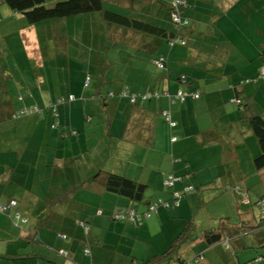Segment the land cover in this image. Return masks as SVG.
Listing matches in <instances>:
<instances>
[{
	"label": "crops",
	"instance_id": "obj_1",
	"mask_svg": "<svg viewBox=\"0 0 264 264\" xmlns=\"http://www.w3.org/2000/svg\"><path fill=\"white\" fill-rule=\"evenodd\" d=\"M106 1H111L121 12H131L133 16L149 22L163 20L160 21V24L170 27V24H165V22L166 19L170 21L171 18L170 4L172 0H154L159 4V10L157 11L159 19L152 17V14H150L156 8L151 3L152 0ZM186 1L193 7L188 14L191 17L190 23L193 33L201 28L213 27L215 28L213 31L215 34L217 27L224 29L221 26H226L233 29L235 34L240 37L238 29L248 27L251 38L254 39L253 44L249 45L248 57L247 55H241L238 51L232 55L233 50L238 46L231 38L222 36L227 45H224L226 47L223 49L225 56L221 59L226 61L231 74L228 85H218L217 83L220 80L219 76H225V71H223L224 62L221 64L220 69H215L208 62L205 67L208 75L201 72L202 76L199 78V82L196 83L198 77L195 78L191 71L186 72L182 69L183 62L186 61L190 66L195 65L194 62L187 60L185 57L182 62L180 61V56L184 55V48L182 47L177 48L180 52L176 51L174 54L169 52L161 55L166 59L167 74L154 83L151 80L149 84L144 85L145 69H134L129 73L126 69H117L111 73L110 70L103 68L105 66L104 53L109 48L112 39L115 44L134 45L148 52L154 45L160 44L162 40L167 42L166 38L142 35L137 32L132 33L130 30L126 32L123 26L105 23L101 17L94 19L91 14L29 24L21 14L14 12L9 5H6L4 0H0V49L2 50H0V204L8 203V200L13 197L19 198L18 210L31 219L29 224L23 225V229H20L13 223L12 212L9 214L0 213V264H89V259L82 254V246L86 243L81 244L82 242L79 240L83 235L77 222L78 219H86V217L92 226L88 241L93 251V264H143L144 261L151 260L158 252H161L159 249H162V245L165 247L169 244L170 234L173 235L175 229L184 230L189 218L181 212L184 211L183 208L186 205L193 212L195 201L198 204L208 203L205 201V197L202 199L193 197L191 201L185 200L186 205L181 203L178 207L173 208L172 205L160 207L157 215L153 214L142 223L133 224L124 220H115L112 217L113 213L121 212L130 205V201L126 197L104 189L103 184H96L95 182L86 184V179L96 168L101 167L110 170L108 163L113 160L110 165L112 170L110 171L145 183L149 185L148 189L151 190L152 187H157V184L152 186V181H160V185L163 182V188L168 189L164 181L170 174L178 176L179 179L174 184V190H176V187L178 191H182L190 185L194 186L193 182H190L191 177L193 172L199 169L196 165L198 160L201 159L197 160L189 155L192 147L190 141L196 138V141L202 143L196 148L204 147L208 149L216 147L215 144L222 141V139H215V137L209 135L201 136L199 132H196L198 129L195 124L208 119L203 115L205 111L202 108L207 107L208 111L214 113V109L209 107V102L214 101L215 98L211 92L214 91L220 96L226 95L227 97H234L236 93L241 92L242 95L253 97L260 105H258L260 110L263 109L264 80L257 82L258 87L252 83L242 85L241 82L244 77L250 78L257 75L260 68L264 66V5L260 6L259 9L251 5L252 9L250 11L252 14L249 15L251 20L247 17L245 22L239 24L237 18L239 10L236 9L234 4L235 0H227L228 7L226 8V4H223L224 12H219L216 16L211 13L212 8L198 4L196 0ZM163 10L167 12V15H162ZM208 16H210L209 19ZM227 18H230L233 22L230 21L226 25L220 26V22L225 21ZM64 23L71 31L74 30L72 34L76 42L88 46L87 50L81 49V54L76 56L81 64L77 65V68L80 69L79 73L74 75H69L67 72L59 75L57 72L53 73L52 68H50V72L43 69V67H51L52 61L56 59V44L63 36L58 35L56 38L54 33L60 31ZM253 23H257V25ZM42 24L47 25L40 31L41 35H37L36 32ZM107 37H109V40H107ZM14 43H21V47L23 43L27 45L25 57L17 56L11 51ZM168 46L170 47L171 44H168ZM95 48L98 49L97 52ZM216 49H219L218 52L221 55V46L216 47ZM216 49H214L215 52ZM187 57H189L188 54ZM148 58L151 59L152 56ZM245 58L249 62L239 64ZM4 59L8 61L7 65L2 62ZM84 66L87 69V74H90L88 69H98L100 74L102 71H106L108 75L113 74L111 81L116 83L112 84L110 89L117 92L126 86L128 87L126 82L121 81L122 77L126 76L127 73L128 75L134 73L136 79L133 77L134 82L132 84H135L137 88L129 87L130 94L139 96L142 93L144 94V90L145 92H152L153 95L159 93V98L152 96V99L148 100L150 104L156 102V110H152L151 106L146 104L147 101H140L148 109V115L144 116L148 117L145 120V127L146 125L149 127L142 143L137 140H139L140 133L139 122L143 116L138 118L135 124L130 127L131 140L140 143L138 144L140 149L137 158L133 155L129 158L130 160H125V158H120L116 152L114 154L107 150L97 152L99 142L97 143L96 137L102 139L103 136L101 135L106 133H104L105 129L101 128V131L90 132L82 121L84 115L87 111L90 112L93 106H95L94 108H102L105 110L104 118L113 119L115 117L116 120L114 121L117 122H115L117 129H114V122L111 120V126L106 130V135L111 137V133H121L122 131L127 134L130 132L128 128L124 129L118 123L120 121V111L123 108L120 106L122 104H126L128 107L131 105L129 100L122 96H114L107 100L98 96L93 97L98 92H105L100 89L105 79H99V75L95 80L96 89L83 88L82 83L87 76L84 72ZM181 73L185 74V81L182 82L179 81ZM203 79H206V84L210 82L208 85L210 89L205 92H203L202 86ZM98 87L100 88L98 89ZM161 87L162 92L158 89ZM196 89L201 90L200 99L188 97L182 101L176 97L179 90L194 91ZM67 94L74 95L75 102H72L71 105H59L58 110L61 118L64 117V121L61 120V127L55 129L51 126L53 116L50 106L57 98ZM28 107L38 108L39 112L22 116L19 119L12 118L14 111ZM78 108H83L85 112ZM165 110L169 112L171 123L174 122L175 125L169 124L166 119L164 120L162 115ZM140 115V113H136L133 119L135 120ZM242 122L239 123L241 127ZM208 129L207 132L209 131V133L214 130L213 128ZM235 132L236 134L238 132L237 126ZM91 137L96 140L91 141ZM154 138L155 143L152 142ZM158 139L160 140L158 141ZM243 139L244 135L241 134L237 144H241ZM91 142L95 144L93 146L96 150L93 160L100 158L101 161L95 160V162H90V165L87 162L85 165L83 164L84 166L81 169H84V173H86L84 179L82 172L78 170L79 162L76 163L75 160L80 152H84L83 156L88 158L91 153V148H88V146ZM30 143H35L40 149L36 153L35 161L29 159L32 153L28 148ZM62 144L64 147H61ZM226 148L227 145L223 142L224 156ZM154 149H157L156 152H161L162 156L158 157ZM68 150H70V153H68ZM152 153L159 160L155 165L157 170L146 166V157L148 159L152 158ZM186 154L188 160H192L191 163L185 162ZM139 158L140 161L133 164ZM202 161H205V159ZM126 162L128 163L126 167L128 170L124 169ZM154 178L155 180H153ZM76 185H84L85 189L76 194L74 192ZM73 192L75 193L73 195L75 202L78 200L81 204L84 203L79 207L80 209L72 207V201H67L58 207L57 203L56 207L54 206L56 199ZM156 194L161 199L168 200L164 191ZM235 195V198H238L237 194ZM145 202H154L152 194H150V197H146L145 193L144 204L141 203V209L146 207ZM198 204H196L197 207ZM97 205L107 206V208ZM235 205H240L237 199ZM99 208L103 209L102 214L97 212ZM173 210L174 213H172ZM240 210L243 211V208H240ZM208 213L203 224L199 220L201 214H198L197 219H194L193 216V220L197 224V232L201 228L209 229L218 226L217 222L212 221L217 220L219 216ZM246 213L248 214L246 215ZM246 213V219L240 217L239 221L237 219L234 221L230 215L221 216L220 219L227 217L234 223L252 220L250 212L246 210ZM242 215L241 213L240 216ZM185 217L188 220L186 219L184 222ZM176 218H180V220ZM58 231L67 233V238H61ZM166 231H168L167 235L165 234ZM34 236L40 237L42 242L35 240ZM238 247L240 246L236 245V249L230 251L225 248L223 242L208 247L203 239L195 238L194 240L185 241L180 246L179 252L182 257L185 256L190 259L198 252L203 251L205 260L206 262L208 260L209 264H252L248 262L252 255L246 254L247 250H240ZM60 250H66L68 256H63L59 252Z\"/></svg>",
	"mask_w": 264,
	"mask_h": 264
},
{
	"label": "trees",
	"instance_id": "obj_2",
	"mask_svg": "<svg viewBox=\"0 0 264 264\" xmlns=\"http://www.w3.org/2000/svg\"><path fill=\"white\" fill-rule=\"evenodd\" d=\"M14 12L21 14L29 24H36L40 23L46 20H52V19H61V18H69L73 16L82 17L85 14H91L94 19H99L100 17L105 21V23L108 24H118L125 28V31L127 30L131 31L132 33H138L142 35H151L156 36L159 38H163L167 40L168 44L174 45L176 43H180L181 45H187V36L193 33V30L191 28V17L188 15L191 10L193 9L192 5L189 4L186 0H172L171 1V18L168 26H163L156 24V21H145L143 19H140L138 17L133 16V13H125L118 10V7H115V5L110 1L106 0H4ZM161 21V20H157ZM74 30L72 29V32ZM111 39V37H110ZM107 40H109V37H107ZM111 44H115V41L112 39ZM133 47H135L133 45ZM82 49V48H81ZM79 56V55H77ZM164 58V56H158L155 58H151L152 63H154L155 60ZM156 67H158L156 65ZM166 67V63L164 68ZM264 66L260 68L257 75L254 77H246L243 79L241 84L245 83H251V82H259L264 80ZM97 71V75H102L103 83L101 84L102 87H98V89H102L105 92H98V94L93 95V97L98 96L102 97L105 100L110 99L114 96H122L124 98H127L129 100V104L133 105L134 110L131 113V126L135 124V121L142 117V120L140 118L139 126H140V133L137 140L141 143L143 142L144 136L146 135V131L149 129L148 125L145 127V120L148 118V109L145 107V105L141 104L140 101H148L152 99V96L154 97H160L159 93H155V95L152 94V92H144L141 95L137 96L135 94L129 93V87H124V89L119 90V92L115 91L114 89H110L112 84L116 83L115 81H111L113 74H107L106 71H102L101 74L98 72V69H94ZM93 70V71H94ZM84 72L87 71L84 70ZM182 75H185L184 73H181L179 75V81H185L182 80ZM110 76V77H109ZM108 79V80H106ZM92 82V75L91 73L87 74V76L84 78L82 86L83 88H90ZM95 89L97 86H94ZM107 89V90H106ZM186 92L185 100L188 97H193L194 99H200L201 98V90L196 89L194 91H184ZM197 94L198 97H195L194 95ZM135 96V98H134ZM141 99V100H140ZM75 96L74 95H62L50 106L53 116V122L52 127L57 129L61 127L62 121H64V117L61 118V114L59 113L58 107L59 105H71L72 102H75ZM231 102L236 103L238 105V110L234 113V117L232 120H236V125L241 123L242 121L247 123V125L250 127L251 134H253L257 140V146L255 149L256 156H253V163H254V169L255 172L258 174V176L262 177L264 174H262L264 171V107L262 110L259 108V104L256 102V100L253 97L242 95L241 92H238L235 94L234 97L231 98ZM259 105V106H258ZM142 106V107H141ZM95 106L91 107L90 112L87 111V113L84 115V119L86 121H93V118L97 115V123L94 125L100 124L99 127H95L94 131H101L102 125H108L107 129L111 126V120L114 122L113 124L116 125V118L113 119H107L104 118V109L100 108H94ZM128 107V106H127ZM126 108L121 109V117L125 118L126 113L128 112ZM89 110V109H88ZM127 111V112H125ZM167 111V110H165ZM164 111V112H165ZM39 109L34 107H28L25 109H20L17 111H14L12 113L13 119H19L22 116H28L31 114L38 113ZM163 112V118L169 124H172V121H169L167 119V116L164 115ZM168 112V111H167ZM140 113V116H137L136 119H133V116L135 114ZM130 116V114H129ZM230 119V117H229ZM116 122V123H115ZM231 122V121H230ZM242 122V123H243ZM174 123V122H173ZM114 125V126H115ZM125 125V124H124ZM173 125V124H172ZM175 125V124H174ZM126 126V125H125ZM128 127V126H127ZM145 127V129H144ZM126 128V127H125ZM130 131L131 128H128ZM209 129H205L204 132H207ZM80 132V131H79ZM196 132H199L198 130ZM130 133V132H129ZM200 133V132H199ZM209 133V131L207 132ZM200 135H206L204 133H200ZM210 137L212 136L211 133H209ZM147 140V139H146ZM246 139H243V142H245ZM242 142V143H243ZM80 145V143L78 142ZM81 147V145H80ZM255 148V146H254ZM81 154V155H80ZM80 154L76 157L75 160L76 163L79 164V168H83V166L87 162V158L84 157V152H80ZM253 154V155H255ZM226 155V153H225ZM86 158V159H84ZM84 164V165H83ZM227 179H230L231 181H228L227 184H224V187L227 191H232L237 196H239V199L241 202L247 205L251 206V209L249 210L251 216L255 217V219L252 220H244L237 223L231 222L230 218H222L218 224L217 227H210L209 229L201 228L199 229V232H197V224L195 221L191 218H189L188 222L186 223V226L184 230L176 237V240L169 246V244L165 247L163 251L158 252L151 260L144 261L143 264H171L172 262L174 264H209L208 260L206 262L205 255L203 251L198 252L195 256H193L190 259L183 258L179 252L180 246L187 241V240H194L197 239H203L205 242V245L208 247L211 245H216L218 243H222L225 245V248L230 251H234L237 246L240 250L245 249L246 254L249 253L252 255L250 260L248 262H251L252 264H264V186L262 187L261 192L254 193L255 198H251V194L253 193L252 188L253 184L250 186L242 185L240 180H237L236 174H222ZM173 177L175 179V182L178 179V176H175L173 174H170L166 180L164 181L165 186L168 188V190L172 191V197L174 200V207H178L180 203H177V200L179 198H183L185 195L192 193L194 191V186L190 185L183 189L182 191L174 190V184L171 186L166 185V181ZM245 179V178H244ZM264 179V177H263ZM220 180V179H219ZM86 184L90 183H99L103 184L104 189H107L108 191L124 196L130 201V205H128L123 211L113 213L112 217L115 220H124L126 222H131L133 224L142 223L145 219L149 218L153 215V213H158L160 207H169L172 204L169 202V200L160 199L157 202H145L146 207L144 209H141V205L144 204V198L145 193L149 187V185L145 183H141L138 181H135L131 179L128 176L117 174L115 172H112L110 170H106L104 168H96L93 173L86 179ZM255 182V184H257ZM76 190L74 191L76 194H79L80 191H82L84 188V185H76ZM173 189V190H172ZM74 190V189H73ZM255 190V189H254ZM256 191V190H255ZM68 193L63 195L62 197L56 199L54 201V206L57 207L61 204H64L67 201H72V207L76 209H80L79 207L82 206L78 200L75 202L74 200V194L75 193ZM142 203V204H141ZM202 207L207 203H201ZM20 205V199L13 197L8 200V203L6 204H0V213L2 214H9L12 212L11 215L13 219V223L15 226H17L20 229H23V225L29 224L31 219L29 216L24 215L19 209ZM241 205V204H240ZM152 206V209H151ZM242 206V205H241ZM200 208V206H198ZM73 209V208H71ZM259 210V214L256 215L255 210ZM133 211V213H131ZM97 212L99 214L103 213V209L99 208L97 209ZM133 214V215H132ZM254 220V222H253ZM78 226L80 227L82 231V237L79 238L81 240V244L85 242L82 246V254L85 258L89 259L90 263L93 264V251L92 247L89 243V234L91 231V223L89 219L86 217L82 219H78ZM195 227V230H192V228ZM191 233V234H190ZM58 234L61 238L66 239L68 234L63 233L62 231H58ZM37 241H41L40 237L34 236L33 237ZM39 239V240H38ZM183 242L182 244H180ZM51 247V246H50ZM244 250V251H245ZM63 256L67 257L68 253L66 250H60L59 251ZM245 254V255H246ZM249 264V263H245Z\"/></svg>",
	"mask_w": 264,
	"mask_h": 264
},
{
	"label": "rangeland",
	"instance_id": "obj_3",
	"mask_svg": "<svg viewBox=\"0 0 264 264\" xmlns=\"http://www.w3.org/2000/svg\"><path fill=\"white\" fill-rule=\"evenodd\" d=\"M196 1L198 2V4H203L204 6L208 8L209 7L212 8L213 11L211 13L215 14V16L219 12L221 13L224 12L223 4H226L225 5L226 8L228 7L227 5L228 3H226L227 0H196ZM151 3L155 5L156 8H154V10L150 12V14H152V17L158 18L157 11L159 10V4H157L154 0H152ZM234 4L236 5V9L239 10V13H238L239 15L237 17L238 22L239 24H242L243 21L245 22V19L249 17V15L252 14V12L250 11V9H252L251 5H254L256 8L259 9L260 6L264 5V0H235ZM6 5L8 4L6 3ZM214 5L215 7H213ZM146 14H149V13H146ZM162 15L163 16L167 15V12L163 10ZM209 17L210 16H208V19ZM230 21L231 19L227 18L225 21L220 22V26L224 24L226 25ZM232 22L233 21H231V23ZM167 23H169L168 19H166L165 24ZM156 24L160 25V22L156 21ZM253 24L257 25V23H253ZM45 25L47 24H42L40 26L39 30H37L36 32L37 35H41L40 31L44 29ZM221 27L224 29H220V27H217L215 34L213 32L215 28L205 27V28L198 29L196 33H192L191 35H186L187 45H181L180 43H176V45H174L173 47L172 46L169 47L167 42L165 40H162L160 44L154 45L152 49L148 52L144 51L140 47H133V45L113 44V43L111 44L110 43L109 48H107L104 53L105 66L103 69L110 70L111 73H113V71L117 69H126L128 73L134 69H145L146 75L144 77V85L149 84L151 80H152V83H154L156 80L162 79L163 76H166L167 70L166 68L156 67V65L152 63L151 61L152 59H149L148 57L152 56V58H155L162 54L165 55L169 52L174 54L176 51L180 52V50H178L177 48L182 47L184 48L183 50L184 55L180 56V61L182 62V59L185 57L187 58V60H190L191 62L195 63V65L190 66L188 65L187 61L185 63L183 62L182 69L185 70L186 72L191 71V73L194 74L195 78L198 77L196 83L199 82L198 80L202 76L201 72H204V73L207 72V70H205V67L208 64V62H210L213 65V67H215V69H220L221 64L224 62L223 71H225V74H224L225 76H219L218 78H220V80L217 83L218 85H222V84L228 85V82H230L231 74L229 73L230 69H229V66L227 67L226 61L221 59L223 58V56H225L223 49H225L226 47L224 45H227V42L224 41L225 39L222 36L231 38L233 41H235V44L238 46V48L233 50L232 55H234L238 51L241 55H247V57L249 56L247 54L249 51V45L253 44L254 39L251 38L252 36L248 30V27L238 29L240 31L239 33L240 37H238L235 34L233 29L228 28L226 26H221ZM58 35L59 36L62 35L63 37H61V40L58 41V44H56V49H55L56 59L52 61L51 67L50 66L43 67L44 71L47 70L50 72V68H52L51 70L54 71L53 73L57 72L59 75L65 74L66 72L69 75H74L76 73H79L80 69L77 68V65L81 63L79 62L76 56L81 54V48L84 50H87L88 46L84 43L76 42L72 34V31L69 29L68 26H66L65 23H64L63 28L60 31H55L54 36L57 38ZM21 40H22V36H21ZM218 46H221V50H220L221 55H219V52H218L219 49H216V47ZM214 49H216V52ZM95 50L96 52L98 51L97 48H95ZM11 51L15 53L17 56L25 57V55L27 54V45L23 43L21 47V43H14L11 47ZM187 54L189 55V57H187ZM2 62L5 65H7L8 63V61L5 59ZM248 62L249 60L245 58L239 64H246ZM84 70H87L85 66H84ZM88 72H90L92 75L91 88L95 89L94 87L95 80L99 76V74L97 75V71L95 70L93 71L90 69H88ZM128 73L126 76L122 77L121 81L123 80L124 82H126L128 87L137 88L135 84H132L134 82L133 77H135L136 79L135 74L132 73L128 75ZM101 77L102 75H100L99 79ZM209 83L206 84V79L202 80L203 92L210 89L208 87ZM211 83L216 84L213 82ZM251 83L256 84V86L258 87L257 82H251ZM158 89H160V92H162L163 90L162 87ZM143 92H145V90ZM136 94H140V93H136ZM211 94L215 98H214V101L209 102V107L211 109H214L213 110L214 113H211L210 111H208L207 107H203L202 110L205 111L203 115L208 117V119H205L204 121L198 124H195L196 125L195 127L198 129L200 133H204L206 135H209V133L204 132V130L208 128H213L214 130L210 132L212 137H215V139L216 138L222 139V141L217 142L215 144L216 147H212L209 149L204 148V147L196 148V146H199L202 144L196 141V138L190 141L191 143L190 145L192 147L189 151L190 152L189 155H191L193 158H196L197 160L201 159L200 161L198 160L197 162L198 164L196 165L199 169L193 172L192 177H191L192 180L190 181V182H193L195 188H194V191H192V193L188 194L187 196H184L183 198H179L177 200V203H180V204L183 203L184 205H186L185 203L186 199L187 201H191V198L193 197L197 199L198 198L202 199L203 197H205V201H207L208 203L205 204L203 207L201 206L202 204H198L197 201H195L196 203H194L195 208L193 212H191L190 208H188L187 205L185 208H183L184 211L181 212V213L186 214L187 218H191V219H193V216H194V219H197L198 214H201V218L199 220H201L202 224L205 222L206 216L209 214L208 212L214 213L216 216H219L217 217V220L215 219L214 221H212V222H217V224H219L221 220L220 219L221 216L223 217V216L230 215L234 221H236V219L237 221H239L240 217H242L241 219H243V217L246 219L245 217L246 210L249 211L251 209L250 205H247L245 203L243 204L241 202V200L239 199V196L238 198H235L236 195L234 194V192L227 191L225 189L226 187H224V184H227V182L231 180L227 179L222 174L229 175L231 173H235L237 180H240L243 186L246 185V183L248 182L246 186L251 187V185L254 183L252 185L253 186L252 188H254L256 191L253 189L252 191L253 193L251 194L252 199L255 198L254 193L261 192L262 187L264 186L263 176L262 177L258 176V174L255 172V169H254L255 167L253 163V156H256V154L255 155L253 154L255 153V149L257 146V140L255 136L250 133L251 132L250 127L247 125L246 122L245 123L243 122V125L241 127L240 124L236 125V120L234 119L232 120V118L234 117V113L236 112V110H238V105L236 103L231 102L232 97L230 96L229 97H227L226 95L220 96V94L214 91L211 92ZM146 104L151 106L152 110L157 109V107H155L156 102H153L152 104H150L149 101H147ZM120 107L126 108L127 105L122 104ZM78 109L85 112L83 108H78ZM127 110L128 112L125 111L127 112L126 113L127 117L125 118L121 117L122 113L120 111L121 113L119 116L120 121L118 122L123 126L124 129L125 127L130 128V125L132 124L131 123V120H132L131 113L134 110L133 105L127 107ZM218 117H219V121H218ZM82 121L86 125V128H89L90 132L94 131L95 127L100 126V124L94 125L95 123H97V115L93 118L92 122L90 120L85 121L84 118L82 119ZM205 123L207 124L209 123V125L207 126V124ZM236 126L238 128L237 134L235 132ZM102 127H103L102 129H105L104 133L106 132L105 134L101 135L103 136L102 139L104 140L100 139L101 137H98V136L96 137L97 140L92 139L91 137V141L96 140L97 143L99 142V145H98L99 150L97 151L98 153L101 151L105 152V150H107V151L112 152L113 154L114 152H116L120 158L122 159L125 158V160L131 158L133 155L134 157L137 158L138 151L140 149V147H138L139 146L138 144L140 143H137V141L131 140L132 138L131 131L130 133H127V134L125 133V131H122L121 132L122 134L121 133H111V137H108L106 135L107 134L106 130H108L107 129L108 125L107 124L102 125ZM114 129H117V125L114 126ZM240 133L244 135V138L246 139V141L241 144H237V141H239V138L241 137ZM159 140L160 139H158V141ZM152 142L155 143V138L152 139ZM223 142L226 143L227 145L225 156L223 155ZM93 145L95 144L91 142L89 143V146H88V148H91V153H92V154L90 153L87 158L88 165H90V162H95V160L101 161L100 158L93 160V156L96 155L95 146ZM61 147H64V145L62 144ZM28 148H30V150L32 151L31 155L29 156V159L30 160L36 159L37 157L36 153L40 149L35 145V143H30ZM136 149L137 151L135 152ZM155 150L157 149H154V151ZM68 153H70V150H68ZM155 153L158 157L162 156L161 152L159 153L155 151ZM152 155L153 156L150 159L146 157V166L147 168L152 167V169L157 170L155 165H157L156 163H158L159 160H158V157L155 156L154 153H152ZM187 156L188 155L186 154V159H184L185 162L191 163L192 160H188ZM204 159L205 161H202ZM139 161H140V158L138 160H135L133 164H136V162H139ZM112 162L113 160L109 161L108 163V167L110 170H112L110 168V165ZM147 162L150 164H148ZM103 163H105V161H103ZM124 165H125L124 169L128 170V168L126 169L128 163L126 162ZM78 170L79 172H82V175L84 178L86 174L84 173V169L78 168ZM153 180H155V178ZM257 181L258 183L255 184V182ZM153 184H157V187H156L157 189L154 187H152V190L147 189L146 197H150V194H152V197L154 198V202H157L161 198L156 193H160L161 191H164L166 193L165 195L168 197V200L172 204V208H173L174 200L172 197V191L168 189L165 190L164 189L165 187L163 188V182H162V185H160V181H154V182L152 181V186ZM175 189L177 190V187ZM236 199L238 203L241 204L242 206L235 205ZM104 203L106 202L104 201ZM196 204H198L200 208L197 207ZM97 206H100L102 208H107V206L105 207L103 205H97ZM240 208H243V211H241ZM172 213H174V210ZM241 213L243 214L242 216H240ZM255 213L256 215L259 214V210L256 209ZM153 214L157 215V213H153ZM247 214L248 213H246V215ZM187 218L185 217L184 222L186 221ZM176 219L180 220V218L179 219L176 218ZM252 219H255L254 215ZM192 230H195V227ZM181 232L182 231H180L179 229L177 230L175 229V233L173 235L170 234L171 238H169V241H168L169 246H171V244L176 240V237ZM165 234L167 235L168 231H166ZM182 243L183 242H181L180 244ZM165 248L167 247H163L162 245V249H159V250L163 251ZM183 257L186 258L185 256Z\"/></svg>",
	"mask_w": 264,
	"mask_h": 264
},
{
	"label": "built area",
	"instance_id": "obj_4",
	"mask_svg": "<svg viewBox=\"0 0 264 264\" xmlns=\"http://www.w3.org/2000/svg\"><path fill=\"white\" fill-rule=\"evenodd\" d=\"M154 63H155L157 66H159V67L162 68V67H164L165 59H164V58H161V59L155 60ZM263 70H264V69H263ZM182 80H185V76H184V75H182ZM186 94H187V93L184 92L183 90H179L178 93H177V95H176V97H177L178 99L184 101V100H185V97H186ZM194 96H195V97H198L197 94H195ZM134 98H135V96H134ZM164 115H166V116H167V119H168L169 121H171L169 112L165 111V112H164ZM172 124L174 125L175 123H172ZM174 182H175V179H174L173 177H170V178L166 181V185L171 186V185L174 184ZM151 209H152V206H151ZM131 213H133V211H132ZM132 215H133V214H132Z\"/></svg>",
	"mask_w": 264,
	"mask_h": 264
},
{
	"label": "clouds",
	"instance_id": "obj_5",
	"mask_svg": "<svg viewBox=\"0 0 264 264\" xmlns=\"http://www.w3.org/2000/svg\"><path fill=\"white\" fill-rule=\"evenodd\" d=\"M165 63H166V59H165ZM164 66H165V64H164ZM159 67V66H158ZM159 68H161V67H159ZM162 68H164V67H162ZM185 76V75H184Z\"/></svg>",
	"mask_w": 264,
	"mask_h": 264
}]
</instances>
